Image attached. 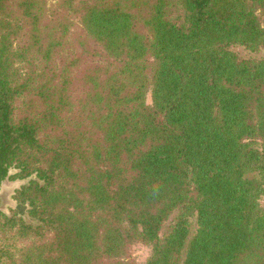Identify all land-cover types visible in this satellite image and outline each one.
Here are the masks:
<instances>
[{
    "label": "trees",
    "instance_id": "16d2710c",
    "mask_svg": "<svg viewBox=\"0 0 264 264\" xmlns=\"http://www.w3.org/2000/svg\"><path fill=\"white\" fill-rule=\"evenodd\" d=\"M236 46L264 52V0H0V186L35 176L0 264H264V55Z\"/></svg>",
    "mask_w": 264,
    "mask_h": 264
},
{
    "label": "rangeland",
    "instance_id": "374dc122",
    "mask_svg": "<svg viewBox=\"0 0 264 264\" xmlns=\"http://www.w3.org/2000/svg\"><path fill=\"white\" fill-rule=\"evenodd\" d=\"M233 50L236 51L239 55H241L242 57H245V58H250V57H262L264 55V52L263 51H258V52H250L248 50H246L245 48L243 47H240V46H236V47H233ZM148 102L150 103L151 102V97L150 95H148ZM18 173V170L16 169H11L10 170V174L11 176H15L16 174ZM26 181V179H15V180H9V182L7 180H4V184L8 183L9 185H17V186H22ZM18 191H16V194H17ZM16 194L13 196V199H15L16 197ZM17 201V200H16ZM18 202V201H17ZM262 203L264 205V198L262 199ZM18 206H19V202H18ZM23 207V210L22 212L18 215V217H22L24 221L26 222H30L32 221L29 217H28V214H27V206H22ZM17 209H13L11 207H8V211H7V216H12V213L13 212H16ZM2 242L0 241V244ZM149 252L150 250L145 247V246H142V245H137L134 249V253H135V257L137 258L139 264H144L148 255H149Z\"/></svg>",
    "mask_w": 264,
    "mask_h": 264
},
{
    "label": "water",
    "instance_id": "95a60500",
    "mask_svg": "<svg viewBox=\"0 0 264 264\" xmlns=\"http://www.w3.org/2000/svg\"><path fill=\"white\" fill-rule=\"evenodd\" d=\"M9 176H11L9 172ZM35 176L26 178V181L21 187L17 185H9L8 183L4 184L2 182L0 186V213L7 214L8 207L13 209L18 208V202L13 199V196L16 194V191L21 190L23 186H27L31 180H34ZM9 182V178L6 179Z\"/></svg>",
    "mask_w": 264,
    "mask_h": 264
},
{
    "label": "flooded vegetation",
    "instance_id": "af4514ba",
    "mask_svg": "<svg viewBox=\"0 0 264 264\" xmlns=\"http://www.w3.org/2000/svg\"><path fill=\"white\" fill-rule=\"evenodd\" d=\"M22 210H23V207H20L19 208V214L22 212Z\"/></svg>",
    "mask_w": 264,
    "mask_h": 264
}]
</instances>
